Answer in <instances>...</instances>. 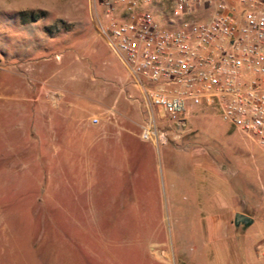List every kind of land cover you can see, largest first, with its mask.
I'll list each match as a JSON object with an SVG mask.
<instances>
[{"label": "rangeland", "instance_id": "obj_1", "mask_svg": "<svg viewBox=\"0 0 264 264\" xmlns=\"http://www.w3.org/2000/svg\"><path fill=\"white\" fill-rule=\"evenodd\" d=\"M96 15L92 0H0V264H220L225 254L262 264L253 187L264 153L215 114L192 115L158 150L131 137L122 168L85 153L86 119L113 108L118 127L137 135L142 120ZM199 148L218 152L220 193L245 180L253 221L238 237L231 218L227 233L214 232L220 211L193 174ZM91 164L100 168L83 170Z\"/></svg>", "mask_w": 264, "mask_h": 264}, {"label": "built area", "instance_id": "obj_2", "mask_svg": "<svg viewBox=\"0 0 264 264\" xmlns=\"http://www.w3.org/2000/svg\"><path fill=\"white\" fill-rule=\"evenodd\" d=\"M92 1L96 33L138 96L140 140L158 150L204 109L264 150V0Z\"/></svg>", "mask_w": 264, "mask_h": 264}, {"label": "crops", "instance_id": "obj_3", "mask_svg": "<svg viewBox=\"0 0 264 264\" xmlns=\"http://www.w3.org/2000/svg\"><path fill=\"white\" fill-rule=\"evenodd\" d=\"M202 111L206 110L203 109ZM127 120H129V118L121 117L120 123L123 124ZM80 135L82 138L83 145H85V153H90V155L97 154L107 157L109 158L110 162L114 161L113 163H115L116 166L120 168H122L123 162H119V157H123V161L125 160L124 158L127 157V148L131 143L130 138L134 136L136 138H139L136 133H133V131L131 130L129 131V129H127L126 127H118V125L116 124V119H114L113 121L101 120L98 125H91L90 120L88 118L86 119L84 127L80 129ZM242 140L245 141L246 144H252L254 147H256L254 143H252L250 140L246 138H243ZM165 147L167 146H164L163 148ZM259 151L264 153V150ZM192 154L194 162L193 174L198 175L200 177L199 180L201 188H209V200L213 201L217 209L220 211H217V214L212 216V219L214 221V232L220 237L227 233V220L231 218L233 224V219L236 214L249 217L252 223L253 218L251 214L245 211V204L250 203L248 199L249 192H245V180L242 179V182H240L242 188L241 192L236 191L235 187H233L231 190H226V192L222 194L218 189L220 184L218 180V152L215 151L212 153L210 149L199 148L196 150L195 153L193 152ZM135 163L136 167L133 171L132 169L130 171L131 179H134V176L136 177V173L138 171L137 160ZM91 168L98 169L100 167L97 168V166L91 164L87 165V167H84L83 170L88 171ZM260 175V178H258L257 180L259 187H256L257 184L255 185V187H253L258 196V207L264 206V173H260ZM249 226L245 228L243 224L240 223L238 224V226L235 227L233 224L232 233L234 236L238 237L240 236V234L245 232L246 229L249 228ZM251 259L253 260L252 257ZM220 264H233V262H230V260L227 259V255L225 254V256L222 257Z\"/></svg>", "mask_w": 264, "mask_h": 264}, {"label": "water", "instance_id": "obj_4", "mask_svg": "<svg viewBox=\"0 0 264 264\" xmlns=\"http://www.w3.org/2000/svg\"><path fill=\"white\" fill-rule=\"evenodd\" d=\"M243 224V226L246 228L251 224V219L247 216L236 214L233 219L234 226H238V224Z\"/></svg>", "mask_w": 264, "mask_h": 264}]
</instances>
